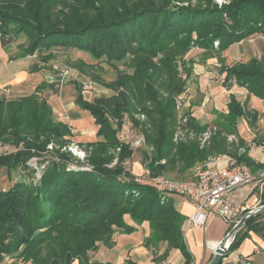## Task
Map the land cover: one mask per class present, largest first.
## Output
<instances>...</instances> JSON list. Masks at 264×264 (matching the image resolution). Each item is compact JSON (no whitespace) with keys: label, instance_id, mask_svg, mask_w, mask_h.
Returning a JSON list of instances; mask_svg holds the SVG:
<instances>
[{"label":"trees","instance_id":"obj_1","mask_svg":"<svg viewBox=\"0 0 264 264\" xmlns=\"http://www.w3.org/2000/svg\"><path fill=\"white\" fill-rule=\"evenodd\" d=\"M181 1L185 0H0L2 45L7 47L20 33L31 40L21 56L63 45L88 51L96 59L128 61L134 68L133 74L107 83L116 90L114 94L94 101L86 99L83 86L76 84V103L99 125L98 140L77 142L88 154L83 160L68 149L75 142L72 125L57 120L48 100L39 95L46 84L20 98L0 99V140L25 142L24 148L0 154V168L18 169L35 153L48 150L50 142L55 156L38 183L15 181L0 190V264H8L9 255L34 264L75 260L105 264L91 261L89 251L101 243L112 244L117 231L132 233L144 221L149 222L150 242L168 243L164 256L177 248L186 259L184 264L192 262L184 238L187 217L172 196L127 169L124 163L134 150L119 132L128 113L144 135L145 167L151 176L169 170L184 174L219 153L254 165L249 150L232 151L227 141V134L239 131V119L247 113L236 94H230L227 110L215 120L218 129L204 143L201 135L208 123L190 111L178 123L176 97L186 88L183 71L188 76L192 71L185 58L192 47L210 50L218 40L217 49L223 51L254 33L264 35V0H232L223 7L212 0L194 5ZM158 70L165 79L157 83ZM221 71L226 72L227 87L235 77L247 88L245 103L250 95L264 100V54L222 64ZM94 80L103 82L98 73ZM251 115V121L257 117ZM178 125L194 135L175 140ZM84 164L89 168H82ZM263 213L235 233L225 256L239 248L250 231L264 240V222L258 221ZM128 264L137 263L130 260Z\"/></svg>","mask_w":264,"mask_h":264},{"label":"rangeland","instance_id":"obj_2","mask_svg":"<svg viewBox=\"0 0 264 264\" xmlns=\"http://www.w3.org/2000/svg\"><path fill=\"white\" fill-rule=\"evenodd\" d=\"M206 1L207 0H185L178 3L185 5L191 3L194 5L199 3L202 4ZM231 1L232 0H223L222 3H219L217 0H212V4L218 7H223L224 5L230 4ZM30 42L31 40L24 33H20L12 39V41L8 44V48L2 45L0 39V60L4 59L2 57L4 56L2 51L9 54L10 50L15 54H20L22 51L27 49ZM218 45L219 41L215 40L213 49L208 50L200 46H194L187 52L185 58L188 62V66L192 68V71L190 76H188L185 71L182 73V77L184 76L183 78L186 79L187 83L184 91L176 97L177 121L180 123L184 119L186 111H190L192 115L194 113L199 115L202 114L199 121L202 123H208L209 127L206 130L207 133L204 132L201 135V138L207 136L205 139V141H207L210 139L212 132L218 129V126L215 124L218 113L220 111L227 110V103L230 99V94L234 93L238 96V99L245 104L247 113L239 119V131L237 133L227 134V141L230 145L229 148H231L232 151L238 149V151L244 152L246 149H250V145L248 143L256 141L257 145H259L261 137L264 135V100L256 96L257 99H255L252 103L249 97L245 103L247 97L246 94L248 95L247 88L240 85L235 77L229 81L232 83L230 88L227 87L224 82L226 72L221 71V65H233L237 62L247 61L251 57L260 58L264 54V35L261 33H254L240 42L233 43V45L223 51H218ZM7 54L4 56L7 61L5 60L4 62H9V56ZM34 55L36 58L40 59V62L43 63V65L48 67L49 75L52 76V79L49 77L48 79L47 77L45 78L46 83H49V85H46L49 86V88H47V91L49 92L47 93H52V95L57 98V104H60L61 101L58 98L59 95L63 99V102L65 103L64 106L66 108L70 105H75L78 109L83 111L84 109L76 103L79 95L78 87L76 85L77 83L83 86L82 93L84 97L88 100L94 101L100 97L111 96L116 92V90L109 87L107 84L108 82L115 81L119 75L125 73L133 74L134 72V68L128 64V61L109 62L106 59H96L88 51L71 47L69 48L63 45L55 46L51 49L44 48V50H38ZM4 65L5 66L3 67L5 69L1 72V74H11V70L7 67V64ZM203 68H205L206 72L202 70ZM65 70L69 72L67 80H63L59 75L60 72ZM87 71L90 72L91 75H88ZM95 73L100 74L103 82H96L94 80ZM157 73L158 83L165 79V75L159 70ZM202 76H206V79L209 81L208 84L205 83V88L200 85L201 80L203 79ZM88 83H92L93 88H86L85 84ZM161 90H165L163 85L161 86ZM42 92L43 90L40 91V96L48 100L46 97L48 94H43ZM185 94L188 95V97H186L187 99L182 100V104L178 106V98L180 96H184ZM220 98H222V100H220ZM220 101L222 104L219 103ZM49 104L53 106L50 102ZM67 104L68 106H66ZM53 111L57 120L72 125V132L75 135L74 141L77 143L78 141L76 140L79 137L76 135L80 133L71 123L70 118L72 119L75 116L79 117L82 115L77 114L78 112L73 110L65 112V109H62L61 112L65 116L62 117L59 115L61 112H57L54 108ZM85 111L87 110L85 109ZM255 113L257 117L251 121L250 118L253 117L251 114L255 115ZM193 135V132L187 131L179 125L174 131L175 140L192 137ZM119 137L123 141L128 142L134 150L133 155L124 163L127 169L134 172V174L142 180L149 181L151 174L145 167V155L148 151V147L144 141V135L140 127L134 123L128 113L124 114V123L119 132ZM138 141H141L139 145ZM50 146H52V148ZM24 147L25 142L23 141L16 144L5 139L0 140V154L16 151L17 149ZM47 147L48 150L43 151L42 155H40V153H35L25 162L23 166L16 170L9 172L6 167L0 168V190L10 187L15 181L38 183L50 160L55 158L52 154L54 143L50 142ZM263 155L264 149L261 150L259 159H262L264 157ZM70 165L71 167H76L75 163ZM81 167L89 168L85 164L81 165ZM191 173L192 170L184 174L178 170H169L161 175H166L167 177L174 179H188L191 178ZM258 221L264 222V215L258 219ZM130 222H132V220ZM119 232L121 234L113 235L112 244L101 243L97 250H90V260L105 264H128L130 260L136 262L138 257H147L145 259L146 261H154L153 258L150 259L149 255L145 253V249H142L143 253L140 256L139 254L141 251L138 250L139 247L145 246L150 252H153L159 246V244L155 245L153 240L150 242L147 239L151 233L148 221H144L142 224L138 225V228L132 233H124L121 230ZM166 245L168 246L167 242ZM43 251H46V249ZM96 253L97 256L95 257ZM260 256L261 255H258V258ZM232 258L233 255L230 253L224 258V261H231ZM5 260L8 264H34L31 259L23 261L18 259L15 255L6 256ZM72 264H78V260H75Z\"/></svg>","mask_w":264,"mask_h":264},{"label":"crops","instance_id":"obj_3","mask_svg":"<svg viewBox=\"0 0 264 264\" xmlns=\"http://www.w3.org/2000/svg\"><path fill=\"white\" fill-rule=\"evenodd\" d=\"M2 52L3 55L6 56L7 53H5V51ZM7 55L9 56L8 58L9 62H4L6 60L4 56H2L4 59L0 60V99L20 98L35 91L36 87L41 83L49 85V83H46L45 81L46 77L47 79L48 77L52 79V76L49 75L48 67H46V65H43V63L40 62V59L36 58L34 54L21 56L20 54L18 53L15 54L9 50V54ZM4 64H7V67H9V69L11 70V74L9 75L1 74V72L5 69L3 67L5 66ZM202 70L205 71V68H203ZM202 77L203 79L201 80L200 85L201 87L204 86L205 88L206 84H208L209 81L206 79V76H202ZM47 88H49V86H46L43 89L42 93L48 94V96H46L48 98V102L53 104L52 108H54L57 112H61L62 109H65V112L66 111L68 112L69 110H73L75 112H78L77 114L82 115L79 117L75 116L72 119L70 118L71 123L80 133L76 135L77 137H79L76 141L88 142V141H95L100 138L97 135V130L99 128V125L96 124L95 118L90 114L88 110L85 111L84 109L83 111L81 109H78L75 105L68 106V104L66 105L68 106L66 108L64 106L65 103L63 102V99L59 95L58 98L61 101L60 104H57L58 103L57 98L54 95H52V93H47L49 92L47 91ZM39 95H40V91H39ZM249 97L252 103L255 99H257L255 95H250ZM220 100H222V98H220ZM219 103L222 104L221 101ZM61 113H59V115ZM193 115L197 119H199L202 114L199 115L197 113L196 114L194 113ZM263 143L264 141L260 142L259 145H257L256 141L248 143L250 145L248 155L254 161L253 163L254 165L249 166L247 165V163H243V164H245L252 170H258L264 167V157L262 159H259L261 150L264 149ZM228 155L234 158L231 154ZM200 165L201 164L198 163L191 169L192 170V173L190 175L191 177H194L197 174ZM225 165H226V161L223 160V162H221V166L224 167ZM261 194L262 192L259 186L255 184H249L236 188L231 193L230 196L231 199L234 202H236L239 206L245 207L247 211H249L250 209H253L261 205ZM173 198L175 199L176 207L186 217L192 214V212L195 210V204L193 201L177 195H174ZM231 225L232 224L226 221V219L218 215H211L208 218L205 227H198V226L188 227L186 226V221H185L183 226L184 238L188 246V249L191 251L193 257V260L190 264H208L211 261L212 257L214 256L215 248L217 247L218 243L221 240H223V238L230 231L229 228L231 227ZM117 234H121V233L117 231L115 235ZM166 246H167L166 242H160L159 246L153 252L152 251L150 252L145 246L139 247L138 250L141 251L139 256L142 255L143 253L142 249H145V253L149 255L150 259L153 258L154 261L152 262L146 261L145 259L147 257L144 258L138 257V260L136 262L138 264H184L185 263L186 259L184 255L177 248L170 249L167 257L164 256ZM97 253L95 257L97 256ZM235 253L240 254L241 256H247L251 260L252 264H264V241L255 232L250 231V236L246 237L243 240L240 247L235 250ZM258 255L261 256L258 258Z\"/></svg>","mask_w":264,"mask_h":264},{"label":"built area","instance_id":"obj_4","mask_svg":"<svg viewBox=\"0 0 264 264\" xmlns=\"http://www.w3.org/2000/svg\"><path fill=\"white\" fill-rule=\"evenodd\" d=\"M217 1L222 3L223 0ZM59 75L63 80H67L69 72L65 70L60 72ZM85 87L91 89L93 88V84H85ZM186 97H188L187 94L178 98V106L182 104V100L187 99ZM60 115L65 117L63 113ZM140 117L144 118L145 116L140 115ZM206 138L207 136L202 138V143L205 142ZM141 141H138V145ZM50 147L52 148V146ZM68 149L75 156H80L81 158L78 157L80 159H85L88 155L76 142H73ZM223 160L226 161L224 167L221 166ZM149 180L154 182L160 190L165 191L170 196L177 195L194 202L195 210L186 218V226L205 227L211 215L222 216L234 226L246 213L247 209L234 202L231 199V193L236 188L249 184L259 186L261 192H263L264 167L258 170H252L245 164L238 162L235 158L230 157V155L219 153L208 156L200 165L194 177L188 179H174L159 174L150 176ZM233 239L234 238H232V241ZM231 254L233 255L232 260L224 261V258L228 256L226 255L222 259L223 264H252L247 256H241L235 253V250L232 251Z\"/></svg>","mask_w":264,"mask_h":264},{"label":"water","instance_id":"obj_5","mask_svg":"<svg viewBox=\"0 0 264 264\" xmlns=\"http://www.w3.org/2000/svg\"><path fill=\"white\" fill-rule=\"evenodd\" d=\"M264 212V204H261L253 209H250L246 212L240 220L230 229L227 235L221 240L218 246L215 248L214 256L208 264H220L223 257L225 256V251L228 245L232 242V238L235 233L241 229L244 224L253 216H256L260 213Z\"/></svg>","mask_w":264,"mask_h":264},{"label":"bare ground","instance_id":"obj_6","mask_svg":"<svg viewBox=\"0 0 264 264\" xmlns=\"http://www.w3.org/2000/svg\"><path fill=\"white\" fill-rule=\"evenodd\" d=\"M219 244V243H218ZM218 246V245H217Z\"/></svg>","mask_w":264,"mask_h":264}]
</instances>
